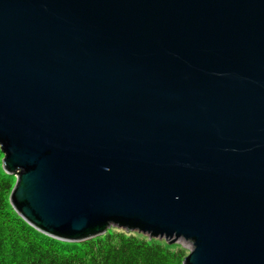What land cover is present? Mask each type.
Instances as JSON below:
<instances>
[{
    "label": "water",
    "instance_id": "1",
    "mask_svg": "<svg viewBox=\"0 0 264 264\" xmlns=\"http://www.w3.org/2000/svg\"><path fill=\"white\" fill-rule=\"evenodd\" d=\"M13 211L181 264H264V0H0Z\"/></svg>",
    "mask_w": 264,
    "mask_h": 264
},
{
    "label": "trees",
    "instance_id": "2",
    "mask_svg": "<svg viewBox=\"0 0 264 264\" xmlns=\"http://www.w3.org/2000/svg\"><path fill=\"white\" fill-rule=\"evenodd\" d=\"M13 184L0 163V264H181L187 255L181 247L115 228L81 243L49 238L13 211L8 201Z\"/></svg>",
    "mask_w": 264,
    "mask_h": 264
},
{
    "label": "rangeland",
    "instance_id": "3",
    "mask_svg": "<svg viewBox=\"0 0 264 264\" xmlns=\"http://www.w3.org/2000/svg\"><path fill=\"white\" fill-rule=\"evenodd\" d=\"M12 177V176H11ZM176 247H181L179 244L170 245V248L174 249ZM182 248V247H181Z\"/></svg>",
    "mask_w": 264,
    "mask_h": 264
}]
</instances>
